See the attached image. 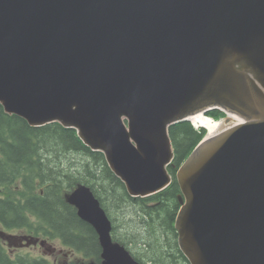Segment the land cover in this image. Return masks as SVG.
I'll use <instances>...</instances> for the list:
<instances>
[{
    "label": "water",
    "instance_id": "water-1",
    "mask_svg": "<svg viewBox=\"0 0 264 264\" xmlns=\"http://www.w3.org/2000/svg\"><path fill=\"white\" fill-rule=\"evenodd\" d=\"M0 105L75 130L134 198L171 183L172 125L239 119L177 169L174 229L189 264H264V0H0ZM65 202L102 264H138L88 186Z\"/></svg>",
    "mask_w": 264,
    "mask_h": 264
},
{
    "label": "trees",
    "instance_id": "trees-1",
    "mask_svg": "<svg viewBox=\"0 0 264 264\" xmlns=\"http://www.w3.org/2000/svg\"><path fill=\"white\" fill-rule=\"evenodd\" d=\"M207 115L214 119L224 116L217 110ZM205 134L204 129L197 130L190 122L172 125L169 128L174 149V167L169 169L172 183L155 195L132 198L109 169L103 154L86 147L75 130L58 123L31 127L22 118L6 114L0 105V186L8 187L10 183L13 191L17 181L24 184L18 194L13 191L8 201H0V219L7 225L17 226L26 219L20 215L29 214L39 225L58 229L65 244L71 245L75 239L78 245H89L91 240L94 243L92 228L79 220L76 211L64 201L65 193L84 184L112 220L114 240L126 249L142 243L141 253L152 256L155 264H177L176 256H182L174 230L180 193L175 172ZM70 154L79 157L69 160ZM23 200L25 203L21 204ZM127 206L137 220L135 225L121 223L119 216ZM9 217L12 220H5ZM115 228L120 230L116 232ZM136 228L137 236L132 230Z\"/></svg>",
    "mask_w": 264,
    "mask_h": 264
},
{
    "label": "flooded vegetation",
    "instance_id": "flooded-vegetation-1",
    "mask_svg": "<svg viewBox=\"0 0 264 264\" xmlns=\"http://www.w3.org/2000/svg\"><path fill=\"white\" fill-rule=\"evenodd\" d=\"M7 185L10 186H0V201H8L11 192L18 194L20 187H24L23 182L19 181L15 183L16 187L13 191L12 185L10 183ZM24 203V200L21 201V204ZM20 216L26 219L17 226L7 225L0 219V264H102V248L94 229L90 231L94 243L91 240L89 245L82 243L78 245L79 241L75 239L71 245H68L60 237L58 229L46 227L45 224L39 225L29 214ZM5 220L12 219L9 217ZM111 236L116 242L113 232ZM139 246L141 245L136 247V251L130 246V249L126 247L125 249L138 264H155L152 256L141 253ZM177 249L179 250L178 246ZM180 254L182 257L179 254L176 256L177 264H189L183 259L181 252Z\"/></svg>",
    "mask_w": 264,
    "mask_h": 264
},
{
    "label": "bare ground",
    "instance_id": "bare-ground-1",
    "mask_svg": "<svg viewBox=\"0 0 264 264\" xmlns=\"http://www.w3.org/2000/svg\"><path fill=\"white\" fill-rule=\"evenodd\" d=\"M191 122L195 127L199 126L201 128L206 129L209 136H212L227 127L224 126L223 123L222 124L214 123L212 119L204 115H197L192 117Z\"/></svg>",
    "mask_w": 264,
    "mask_h": 264
},
{
    "label": "rangeland",
    "instance_id": "rangeland-1",
    "mask_svg": "<svg viewBox=\"0 0 264 264\" xmlns=\"http://www.w3.org/2000/svg\"><path fill=\"white\" fill-rule=\"evenodd\" d=\"M225 126V125H224ZM197 128H201V127H197ZM69 160L70 159H72L73 161L74 160H76L77 159V157H79L77 154H70L69 156ZM75 166V165H74ZM126 209L124 210V212H122L121 214H120V218H121V223H123V222H126V223H130V224H132V225H135V222L137 221V220H134V217H133V212L131 211V209H130V206L128 207H125ZM124 213V215H122ZM125 213H129L128 215H126ZM131 214V215H130ZM125 216V218H123ZM133 218V219H132ZM129 220V221H128ZM127 225V228L129 227V226H131V225ZM126 227V226H125ZM132 227H135V226H132ZM116 229V232H118V230H120V228H115ZM133 230V234L134 235H136L137 236V234L139 233V231H138V228H136V230L135 229H132ZM120 235H122V234H120ZM130 237V235L128 236V238ZM131 239V238H130ZM144 243H145V240H144ZM140 245H142V243H139ZM136 247L137 246H132V245H130V248L131 249H135V251H136Z\"/></svg>",
    "mask_w": 264,
    "mask_h": 264
}]
</instances>
